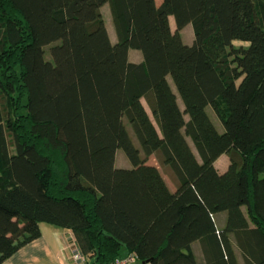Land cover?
<instances>
[{"label": "trees", "instance_id": "1", "mask_svg": "<svg viewBox=\"0 0 264 264\" xmlns=\"http://www.w3.org/2000/svg\"><path fill=\"white\" fill-rule=\"evenodd\" d=\"M41 223L87 264H264V0H0V264Z\"/></svg>", "mask_w": 264, "mask_h": 264}, {"label": "crops", "instance_id": "2", "mask_svg": "<svg viewBox=\"0 0 264 264\" xmlns=\"http://www.w3.org/2000/svg\"><path fill=\"white\" fill-rule=\"evenodd\" d=\"M104 5L100 7V12H101V8H103ZM101 15L103 18L102 12ZM170 18L172 17L171 16L169 17V23H170ZM107 32L110 41L115 42L116 36L115 35L112 36L108 29ZM131 52H135L138 55L137 58H135L134 60L133 59L130 60ZM128 59L132 62H140L142 59L141 53L129 50ZM141 103L144 106L146 112L148 113L150 119L153 121V117L151 115L150 109L146 104L144 98L141 99ZM178 104L180 105L179 101ZM117 150L115 152V160H114L115 166L120 168H127L128 165L125 162L124 157L121 154H118ZM223 158H225V160ZM147 163L149 165L155 166L159 170L168 189L171 192H173L175 190V184L172 178L170 177L169 173L164 169L163 166L159 164L157 158L154 155H150L148 157ZM227 165H228V158L225 154L220 155L214 163V166L219 173H222L226 169ZM214 221L217 228L221 229L226 221L225 212L216 213L214 215ZM39 227H40V236L37 239L31 241L30 243L22 246L14 253H12L2 262V264H68L69 256L71 253V246L73 243H75V239L72 232L70 230L58 228L45 223H41ZM191 249L193 251L196 260L202 261V254L200 250L199 241H194L191 244ZM238 261L239 264H242L241 259H238Z\"/></svg>", "mask_w": 264, "mask_h": 264}, {"label": "rangeland", "instance_id": "3", "mask_svg": "<svg viewBox=\"0 0 264 264\" xmlns=\"http://www.w3.org/2000/svg\"><path fill=\"white\" fill-rule=\"evenodd\" d=\"M155 2H156V4H158V3L161 2V0H155ZM101 12L103 13V18H104V21H105V24H106L105 27H107V29L109 30V32H110V34H111L112 36L115 35V34H114L113 25H112V21H111V17H110L109 7H108L107 4H105L104 7L101 8ZM170 27H171L172 30L175 29L174 21H173L172 18H170ZM179 33H180V35H181V38H182L183 42L188 43V44H190V43L192 42V39H193V32H192V26H191V24H187V25H185V26L179 31ZM233 45L236 46V47H237V46H246V43H242V42L234 41V42H233ZM130 51H136V52L140 53L138 50H130ZM137 56H138L137 53H135V52H131V54H130V60H131V59L134 60L135 58H137ZM45 57H48V58H49V53H46V52H45ZM206 109H207V113H208L210 119L212 120V122L214 123V125H215L218 129H220V131H222V130H223V127H222L220 121L218 120L217 116L215 115V113H214L213 110L211 109V107L207 106ZM188 142H189V144H190L192 150L195 151V150H194V147H193V145H192V143H191V141H190L189 139H188ZM117 152H118V154H121V155L124 157L125 162L127 163L128 167H130V162H129L128 159L125 157L123 151H122L121 149H118ZM223 159L225 160V158H223ZM118 163H120V162H118Z\"/></svg>", "mask_w": 264, "mask_h": 264}, {"label": "built area", "instance_id": "4", "mask_svg": "<svg viewBox=\"0 0 264 264\" xmlns=\"http://www.w3.org/2000/svg\"><path fill=\"white\" fill-rule=\"evenodd\" d=\"M88 258L83 255L75 243L71 246V253L68 264H87ZM135 257L132 254H127L121 258L116 259L112 264H133Z\"/></svg>", "mask_w": 264, "mask_h": 264}]
</instances>
